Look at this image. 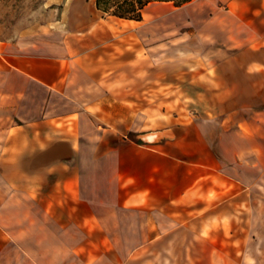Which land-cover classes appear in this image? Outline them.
Returning a JSON list of instances; mask_svg holds the SVG:
<instances>
[{"label":"crops","instance_id":"0c3cea01","mask_svg":"<svg viewBox=\"0 0 264 264\" xmlns=\"http://www.w3.org/2000/svg\"><path fill=\"white\" fill-rule=\"evenodd\" d=\"M210 2L227 7L203 25L192 1L147 7L172 5L154 21L189 19L198 43L193 58L148 61L168 69L162 84L193 62L227 100L183 116L125 105L147 62L126 70L131 53L109 58L108 40L85 51L100 27L0 40V264L92 259L77 243L100 244L82 264H264V0Z\"/></svg>","mask_w":264,"mask_h":264},{"label":"rangeland","instance_id":"374dc122","mask_svg":"<svg viewBox=\"0 0 264 264\" xmlns=\"http://www.w3.org/2000/svg\"><path fill=\"white\" fill-rule=\"evenodd\" d=\"M192 3V6L189 7V12L197 13L198 15L196 16L199 17L196 19L200 20L202 25L211 21L209 15L212 12H225L224 9L227 7L226 3H213L210 0H192ZM165 11L173 12L176 11V8L172 5L149 7L145 10L142 22L134 24V22L114 20L108 15L97 12L92 0H0V40L12 39L23 31L38 29L43 26L56 28L57 32L63 34L80 33L83 31L79 29L86 27H100L103 29V39L100 41L101 36H98L96 40L93 39L92 43H87V46L84 47L85 51L95 50L97 43H104L108 40V46L106 45L105 48L108 50L109 58L113 57V52L119 54L122 51L131 53V56L124 59L126 70L133 58L147 62L145 63L147 64L146 67H143L142 70L146 81L140 83V92L136 91L133 96L132 84H130L129 89H126V106L157 108L159 111L157 117H161L160 111H165L166 109L165 117L170 118L171 114L176 117L178 115L183 116L187 115L188 111L201 108L202 106L211 107L226 103L227 100L213 98L212 94L209 93L210 89L207 88L209 84L201 81L204 80L202 73L206 71V68L198 67L195 63L192 64L193 62L176 67L168 75L172 85H164L160 77L163 78L165 71L168 69L148 66V61L150 62V60L152 62L156 60L157 64H162L165 60L193 58V56H188L185 53L187 50L195 52L198 46L194 37H190L188 34L183 35L189 29L190 22H187L189 19L184 20L178 17L172 20L170 23L173 24V29L169 23L170 30L166 32L164 21H154L153 16L155 14ZM196 19L195 21H197ZM190 29H192L191 26ZM166 33L169 34L165 41ZM70 34H68V37H71ZM117 38H119V41H117L122 43V46L115 45ZM207 51L205 50V53ZM215 52L219 54V51ZM156 71L159 74H156L158 80L150 85L148 83L150 81L149 77L151 76L152 78ZM161 71L164 73L160 75ZM208 74H212L211 70ZM137 85L135 83V86ZM201 91H205V95L209 97L203 98L201 96L197 98V93H199V96L200 94L203 95ZM125 135L131 141L136 142V136L133 134L125 133ZM76 245L78 254H85L86 251L91 252L92 259H86L80 255L77 259H67L62 256L61 264H82L85 261L94 260V257L100 252V244L77 243Z\"/></svg>","mask_w":264,"mask_h":264},{"label":"trees","instance_id":"16d2710c","mask_svg":"<svg viewBox=\"0 0 264 264\" xmlns=\"http://www.w3.org/2000/svg\"><path fill=\"white\" fill-rule=\"evenodd\" d=\"M191 1L192 0H95V8L102 14L112 18L139 22L142 20L144 11L151 4L171 3L174 7H181Z\"/></svg>","mask_w":264,"mask_h":264},{"label":"water","instance_id":"95a60500","mask_svg":"<svg viewBox=\"0 0 264 264\" xmlns=\"http://www.w3.org/2000/svg\"><path fill=\"white\" fill-rule=\"evenodd\" d=\"M165 136V135H163ZM157 135L156 134H142V135H137L136 136V142L137 143H142V144H148L153 141H155Z\"/></svg>","mask_w":264,"mask_h":264}]
</instances>
